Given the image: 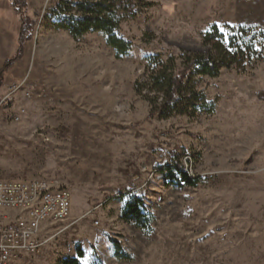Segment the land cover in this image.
Instances as JSON below:
<instances>
[{
    "label": "rangeland",
    "instance_id": "obj_1",
    "mask_svg": "<svg viewBox=\"0 0 264 264\" xmlns=\"http://www.w3.org/2000/svg\"><path fill=\"white\" fill-rule=\"evenodd\" d=\"M56 1L26 0L36 24L0 89V179L57 180L71 214L10 264H264V0H145L117 30L123 56L101 32L54 28ZM214 23L256 34L260 56L198 79L213 113L149 115L134 90L146 57L202 50ZM18 28L0 0V67Z\"/></svg>",
    "mask_w": 264,
    "mask_h": 264
},
{
    "label": "trees",
    "instance_id": "obj_2",
    "mask_svg": "<svg viewBox=\"0 0 264 264\" xmlns=\"http://www.w3.org/2000/svg\"><path fill=\"white\" fill-rule=\"evenodd\" d=\"M19 21L16 47L0 67V87L14 62L21 58L24 44L31 39L36 20L26 13V0H8ZM145 0H57L47 10L54 28L66 30L74 39L98 31L117 56L128 54L132 42L117 33L126 17L150 5ZM243 26L212 24L202 36V50L183 51L178 57L165 59L157 52L146 57L142 76L135 81L134 90L149 104V115L170 118L175 114H211L214 101L198 89L200 77H216L223 68L241 67L254 55L260 56L261 41L256 34H247ZM258 96L261 94L257 93ZM264 98V97H262Z\"/></svg>",
    "mask_w": 264,
    "mask_h": 264
},
{
    "label": "built area",
    "instance_id": "obj_3",
    "mask_svg": "<svg viewBox=\"0 0 264 264\" xmlns=\"http://www.w3.org/2000/svg\"><path fill=\"white\" fill-rule=\"evenodd\" d=\"M71 207V192L57 180L0 179V264L39 252L42 232L66 221Z\"/></svg>",
    "mask_w": 264,
    "mask_h": 264
},
{
    "label": "crops",
    "instance_id": "obj_4",
    "mask_svg": "<svg viewBox=\"0 0 264 264\" xmlns=\"http://www.w3.org/2000/svg\"><path fill=\"white\" fill-rule=\"evenodd\" d=\"M3 83H4V81H3ZM3 83H2V85H3ZM2 85H1V87H2ZM1 87H0V89H1Z\"/></svg>",
    "mask_w": 264,
    "mask_h": 264
}]
</instances>
